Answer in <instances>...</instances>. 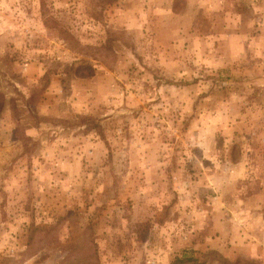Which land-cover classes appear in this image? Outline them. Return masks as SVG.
Segmentation results:
<instances>
[{
	"label": "rangeland",
	"instance_id": "374dc122",
	"mask_svg": "<svg viewBox=\"0 0 264 264\" xmlns=\"http://www.w3.org/2000/svg\"><path fill=\"white\" fill-rule=\"evenodd\" d=\"M0 264H264V0H0Z\"/></svg>",
	"mask_w": 264,
	"mask_h": 264
},
{
	"label": "trees",
	"instance_id": "16d2710c",
	"mask_svg": "<svg viewBox=\"0 0 264 264\" xmlns=\"http://www.w3.org/2000/svg\"><path fill=\"white\" fill-rule=\"evenodd\" d=\"M180 262H182V261H180Z\"/></svg>",
	"mask_w": 264,
	"mask_h": 264
}]
</instances>
